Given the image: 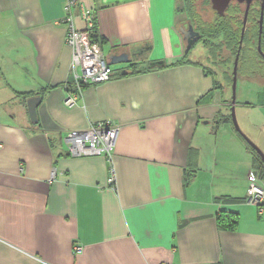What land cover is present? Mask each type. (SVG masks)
Wrapping results in <instances>:
<instances>
[{"label":"crops","instance_id":"obj_1","mask_svg":"<svg viewBox=\"0 0 264 264\" xmlns=\"http://www.w3.org/2000/svg\"><path fill=\"white\" fill-rule=\"evenodd\" d=\"M80 1L104 52L136 61L68 107L65 0H0V264H264V214L244 201L255 156L237 130L224 145L214 130L228 100L185 50L180 0ZM109 118L121 125L112 161L70 154L68 130ZM223 211L239 213L235 230L219 227Z\"/></svg>","mask_w":264,"mask_h":264},{"label":"built area","instance_id":"obj_2","mask_svg":"<svg viewBox=\"0 0 264 264\" xmlns=\"http://www.w3.org/2000/svg\"><path fill=\"white\" fill-rule=\"evenodd\" d=\"M65 8L66 42L72 49L71 71L75 92L69 94L64 102L66 106L73 107L78 103L85 85L106 82L113 77L115 70L101 44L92 40L91 36L96 27L95 10L85 6L80 0H65ZM75 10H78L85 23L83 29H78L75 25ZM120 131L121 125L109 118L93 123L86 129H70L65 139L73 156L102 155L112 161ZM248 179L249 187L244 201L255 205L259 213L264 214V176L259 169L251 168ZM114 180L112 174L110 181L113 183ZM83 249L82 245L74 246L75 253H81Z\"/></svg>","mask_w":264,"mask_h":264},{"label":"rangeland","instance_id":"obj_3","mask_svg":"<svg viewBox=\"0 0 264 264\" xmlns=\"http://www.w3.org/2000/svg\"><path fill=\"white\" fill-rule=\"evenodd\" d=\"M198 7L199 9H201V5H198ZM182 13L184 12H180V14ZM210 14H212V12H210ZM184 18L185 15L184 17H182V19ZM180 30L181 28H179V31ZM180 33L182 40H184L186 48L184 34L182 32ZM249 46L251 47L254 45L251 43V41H245V47L242 50L240 68L238 72L236 114L238 123L243 132L247 134L249 138L255 144H257L259 148L264 152V71L261 72L259 69L260 65H262L264 68V64L260 63L259 58L254 57L255 54L253 51L255 50L251 51V49H249ZM262 47L264 49V41L262 43ZM105 51H107L106 48ZM224 52V57L228 56L227 52ZM106 56L108 57V54H106ZM207 56L208 53L206 49L202 46V44H198L194 49H192L189 58L191 60L201 62L206 68L211 71V73L215 77L216 84H220V86L216 90V97L218 99L224 97V100H228V104L224 107V114L227 120L218 121L219 126L214 128L215 132L218 130L219 127L221 128L220 136H224V143L222 142L224 145L226 142L229 141V137L227 136L228 133H237L231 117L230 104L233 93L232 83L229 77L226 75V79H223L224 75H222L223 71L219 67L220 64L218 66V62H213L212 64H209L210 58H207ZM228 61L231 66L232 59L230 58ZM229 63L223 61L224 69H227ZM216 121L217 119L214 120V123H212L214 126H216ZM240 135L242 136V134ZM226 153L227 154L225 155V158H229L228 162H230L231 164V169H233L234 172L242 173L244 170L243 165L241 164V162L243 161V154L236 149H231L228 151L226 149Z\"/></svg>","mask_w":264,"mask_h":264},{"label":"flooded vegetation","instance_id":"obj_4","mask_svg":"<svg viewBox=\"0 0 264 264\" xmlns=\"http://www.w3.org/2000/svg\"><path fill=\"white\" fill-rule=\"evenodd\" d=\"M186 5L187 0H185V6ZM190 5H193L196 13L200 15L201 23L198 21V17L196 15L193 16L189 11V8H187V11L185 12V18L179 21V28H184V30H188L190 26L193 27V29L198 34H193V32H190L191 39L194 37H197L198 39L194 43L192 49H194L198 44H202V46L206 49L208 53L207 58H210L209 64L213 63V56L211 52L217 50L219 46L223 43V45H221L222 47L220 46V52L222 51V57L220 55V59H218V64H220V66L222 65L220 69L223 71V79H226V76H228L231 80V83H233L235 59L237 54L239 53V62L237 69V71L239 72L240 60L242 56V50L245 47V41H251V43L254 45L252 51L255 50L258 52L260 63L264 64V56L258 50L260 36V18L264 5V0H253L251 2L246 22H244L245 10L247 6L246 1L242 2L238 0H232L226 10L225 15L218 14V12L212 7L211 0H191ZM198 5H201V9H199ZM231 6H235L236 8L242 11L241 13L237 14L238 18H235L237 21L236 23L234 22L233 18V16L235 15L229 13V9ZM209 11L212 12V14H210ZM224 19L226 20V23L228 22V27H234V32L232 31V34H234V36H231L228 39H225L224 36V28L226 26V24L224 23ZM262 24L263 28L261 33V44L264 41V19ZM190 33L188 34L190 35ZM262 50L264 51L263 47ZM224 51L227 52L228 56L224 57ZM230 58L232 59L231 66L228 61ZM223 61L229 63L227 69H224ZM259 69L261 72L264 71L262 65H260Z\"/></svg>","mask_w":264,"mask_h":264},{"label":"water","instance_id":"obj_5","mask_svg":"<svg viewBox=\"0 0 264 264\" xmlns=\"http://www.w3.org/2000/svg\"><path fill=\"white\" fill-rule=\"evenodd\" d=\"M232 0H211L212 3V7L218 12L219 15H225L226 10L228 8V6L230 5ZM238 1H246L247 2V6H246V10H245V18H244V22H246L247 17H248V12H249V8H250V4L253 0H238ZM263 19H264V5L262 8V13H261V18H260V36H259V44H258V50L259 52L264 56V51L262 50V44H261V33H262V28H263ZM180 32H182L184 34V39L186 41V51H190L194 45V43L197 41V37L192 38L191 39V33L193 32V34H198L192 26H190V28L188 30H184V28H181ZM190 33V35L188 34ZM145 54V52H144ZM139 55H143L142 53ZM108 61L110 64H116L119 62H125V63H131L133 61H136L135 59H133L132 57H130L129 53L127 52H122V53H113L110 54L108 56ZM238 62H239V53L236 56L235 59V66H234V77H233V83H232V100H231V117H232V122L234 124L235 129L242 134V136L244 137V139L258 152L259 156L261 157L262 161L264 162V152L259 148V146L257 144H255L247 134H245L243 132V130L241 129L239 123H238V119H237V114H236V102H237V82H238ZM166 64L165 60H157V61H152L149 64V68H153V67H160V66H164ZM41 100V97H31L28 99V108H29V112H30V116L32 118V120L37 121V106H38V102Z\"/></svg>","mask_w":264,"mask_h":264},{"label":"trees","instance_id":"obj_6","mask_svg":"<svg viewBox=\"0 0 264 264\" xmlns=\"http://www.w3.org/2000/svg\"><path fill=\"white\" fill-rule=\"evenodd\" d=\"M180 1H181L180 2V7L178 9L181 12H186L187 8H189V11L191 12V14L193 16L196 15L198 17V21L201 23L200 15L196 13V11L194 10L193 5H190L191 0H187V5L186 6H185V0H180ZM241 12L242 11L240 9L236 8L235 6H231L230 7L229 13L235 15V16H233L235 23L237 22L236 19L238 18L237 14L241 13ZM224 23L226 24V26L224 28V36H225V39H228L229 37L234 36V34H232V31L234 32V27H232V26H231V28L228 27L227 26L228 22L226 23L225 19H224ZM91 37H92L93 41L99 42L101 44V46H103V44L106 42V38H104L103 36L101 37L100 34H98V31H97L96 27H94V30H93V33H92ZM221 45H223V43ZM220 46H219V48L217 50H214L213 52H211L212 56H213L212 57V60H213L212 62H214V63L218 62V59H220L219 57H220V55L222 53V51L220 52L222 46L221 47ZM252 48H253V46H251V47L249 46V49H251V51H252ZM189 52H191V50L188 51V53ZM253 52L255 54L254 57L259 58L258 57V52L257 51H253ZM186 56H187V54H186ZM186 60L187 59H183V61H186ZM160 67H164V66H160ZM221 67H222V65L220 66V68ZM156 68H158V67H153V68H149L148 67V70H153V69H156ZM204 68H206V67L204 66ZM206 70H207L208 73H211V71L208 68H206ZM217 85L219 86L220 84L217 83ZM248 146L252 150V152H253V154L255 156V160H256L255 161L256 162V167L255 168L259 169L261 174L264 176V162L262 161V159L259 156L258 152L249 143H248ZM217 218H218L219 227L224 228V229H230V230H235L237 228V226L239 224V219H240L239 218V213L233 212V211H223L221 214H219V216Z\"/></svg>","mask_w":264,"mask_h":264}]
</instances>
